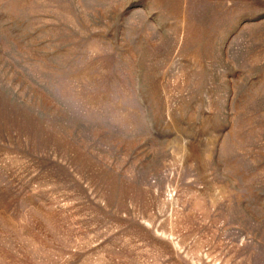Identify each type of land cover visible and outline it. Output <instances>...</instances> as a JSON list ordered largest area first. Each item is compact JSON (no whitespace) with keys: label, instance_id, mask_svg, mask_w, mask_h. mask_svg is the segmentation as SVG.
<instances>
[{"label":"rangeland","instance_id":"1","mask_svg":"<svg viewBox=\"0 0 264 264\" xmlns=\"http://www.w3.org/2000/svg\"><path fill=\"white\" fill-rule=\"evenodd\" d=\"M0 264H264V0H0Z\"/></svg>","mask_w":264,"mask_h":264}]
</instances>
